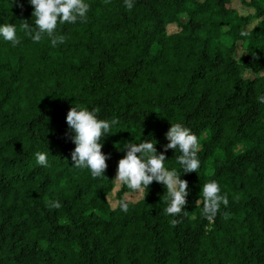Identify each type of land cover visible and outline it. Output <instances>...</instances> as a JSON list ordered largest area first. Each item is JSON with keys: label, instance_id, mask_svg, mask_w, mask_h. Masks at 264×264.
I'll return each instance as SVG.
<instances>
[{"label": "trees", "instance_id": "1", "mask_svg": "<svg viewBox=\"0 0 264 264\" xmlns=\"http://www.w3.org/2000/svg\"><path fill=\"white\" fill-rule=\"evenodd\" d=\"M84 2L87 20L59 25L67 39L53 47L21 30L34 25L29 0H0V25L21 41L0 37V264H264V0ZM72 106L119 120L101 141L107 179L72 166ZM175 123L200 140L198 173L164 152ZM153 139L188 182L187 216L165 213L162 184L113 182L125 143ZM211 181L229 204L210 223Z\"/></svg>", "mask_w": 264, "mask_h": 264}, {"label": "clouds", "instance_id": "2", "mask_svg": "<svg viewBox=\"0 0 264 264\" xmlns=\"http://www.w3.org/2000/svg\"><path fill=\"white\" fill-rule=\"evenodd\" d=\"M29 3L34 9L32 12L34 25L23 20L20 24L21 30L32 38L33 43H38L47 37L53 47L65 43L67 39L65 35L58 34V26L84 22L90 10V5L84 0H29ZM124 3L129 11L134 7V0H124ZM17 7L23 9V4L17 3ZM0 37L10 42L13 47L21 43L13 24L0 25ZM257 100L264 103V96L258 97ZM98 112L99 109L89 111L85 107L72 106L66 116L69 132L65 133V137L75 145L71 152L72 166L77 169H88L94 179L106 178L110 155L102 151L101 141L111 131V127L119 123L118 119L108 121L98 118ZM170 125V129L165 134L168 143L164 146V152L169 149L174 152L179 151L181 154L177 157V162L182 166L183 173H198L200 168L198 153L201 150L199 138L181 123ZM154 141L155 143L146 141L139 144L126 142V154L118 161L113 182L141 194L148 190L153 182L162 184L166 189L168 202L165 213L173 217L187 216L189 212L184 209L187 205L186 197L189 195L188 182L181 179V174L177 170H168L165 166L167 158L163 153L157 152V141ZM36 160L39 165L48 166L47 153L37 152ZM202 201L203 215L210 223L214 222L221 205L226 208L229 204L228 195L221 193L216 181L202 186ZM200 203L198 199L196 205ZM49 206L59 209L61 204L55 201L50 202ZM120 207L125 213L128 211L127 203L121 202ZM223 218H228L227 212L223 213ZM169 222L172 226H177L181 220L172 219Z\"/></svg>", "mask_w": 264, "mask_h": 264}, {"label": "rangeland", "instance_id": "3", "mask_svg": "<svg viewBox=\"0 0 264 264\" xmlns=\"http://www.w3.org/2000/svg\"><path fill=\"white\" fill-rule=\"evenodd\" d=\"M234 6L240 9L241 13L244 15L250 13V10H248V8L241 6L239 3H236Z\"/></svg>", "mask_w": 264, "mask_h": 264}]
</instances>
